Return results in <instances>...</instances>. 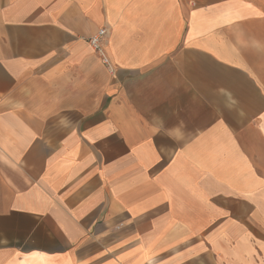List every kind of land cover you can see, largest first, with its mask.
I'll return each instance as SVG.
<instances>
[{"label":"crops","instance_id":"obj_1","mask_svg":"<svg viewBox=\"0 0 264 264\" xmlns=\"http://www.w3.org/2000/svg\"><path fill=\"white\" fill-rule=\"evenodd\" d=\"M0 264H264V0H0Z\"/></svg>","mask_w":264,"mask_h":264},{"label":"built area","instance_id":"obj_2","mask_svg":"<svg viewBox=\"0 0 264 264\" xmlns=\"http://www.w3.org/2000/svg\"><path fill=\"white\" fill-rule=\"evenodd\" d=\"M107 34H108V30L107 29H101V30L98 31L97 34H95L94 36H92L89 39V43H90L91 47L94 49V51L101 56L103 62L106 65L110 66L109 60L106 57V55L104 53V49H103V44L105 42Z\"/></svg>","mask_w":264,"mask_h":264}]
</instances>
